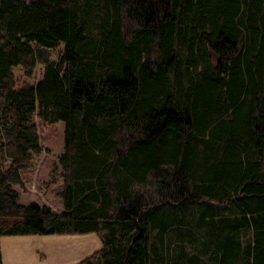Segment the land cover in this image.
<instances>
[{"label":"trees","instance_id":"16d2710c","mask_svg":"<svg viewBox=\"0 0 264 264\" xmlns=\"http://www.w3.org/2000/svg\"><path fill=\"white\" fill-rule=\"evenodd\" d=\"M34 118L59 210L14 187ZM89 232L75 264H264V0H0V237Z\"/></svg>","mask_w":264,"mask_h":264},{"label":"rangeland","instance_id":"374dc122","mask_svg":"<svg viewBox=\"0 0 264 264\" xmlns=\"http://www.w3.org/2000/svg\"><path fill=\"white\" fill-rule=\"evenodd\" d=\"M62 46L49 50L51 59L56 60ZM42 67L36 66L31 77H26L19 67L13 69L16 82L35 84L41 77ZM40 135L42 152L35 156L32 164L24 170L22 181L14 184L19 192V202L34 200L54 210L62 208L56 193L61 188L57 158L64 144V122L48 124L34 118ZM143 191H152L150 186H141ZM94 232L83 234H26L3 235L0 251L3 264H75L101 247Z\"/></svg>","mask_w":264,"mask_h":264}]
</instances>
